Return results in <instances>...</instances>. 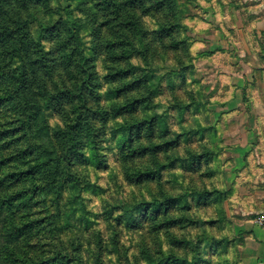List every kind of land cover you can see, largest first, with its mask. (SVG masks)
Listing matches in <instances>:
<instances>
[{
  "label": "trees",
  "instance_id": "trees-1",
  "mask_svg": "<svg viewBox=\"0 0 264 264\" xmlns=\"http://www.w3.org/2000/svg\"><path fill=\"white\" fill-rule=\"evenodd\" d=\"M182 21L176 0H0V168L8 170L0 178V213L48 198L47 185L56 188L50 202L60 208L76 191L127 193L117 209L108 199L102 213L80 207L90 229L86 263L80 252L63 256L58 248L48 258L38 255L37 243L28 240L46 224L14 217L6 264H232L234 239L216 234L228 224L219 207L224 193L205 188L174 195L164 185L168 169L216 176L209 169L215 153L206 147L185 159L178 153L183 142L212 128L171 130L176 112L202 104L176 100L162 111L157 102L163 87L171 81L180 87L192 69ZM168 60L172 71L157 76ZM108 162L114 164L109 190L99 186L100 176L91 181L78 174L108 171ZM60 165L68 169L64 177L54 175ZM196 207L215 208L214 216L201 220ZM100 222L107 239L94 228ZM207 227L209 238L202 236ZM122 231L142 237L132 257L119 242ZM72 245L78 251L82 242L75 237Z\"/></svg>",
  "mask_w": 264,
  "mask_h": 264
},
{
  "label": "rangeland",
  "instance_id": "rangeland-1",
  "mask_svg": "<svg viewBox=\"0 0 264 264\" xmlns=\"http://www.w3.org/2000/svg\"><path fill=\"white\" fill-rule=\"evenodd\" d=\"M176 3L182 13V24L186 28L185 36L188 38L190 53L194 60L191 62L192 69L187 73V80L180 87L178 81L177 84L171 81L168 88L163 87V91L157 93V102L162 104L159 108L162 111L176 100H179L182 106L191 102L202 104L198 110L192 109L190 113L176 112L177 117L173 120L171 130L187 134L194 132L199 126L212 128L202 139L195 136L193 141L183 142L178 153L185 159L190 157L189 154H198L206 147L208 152L215 153L214 162L209 165V169L216 171V176L209 177L202 171L194 173L183 170L184 168L168 169L164 176V185L174 195H182L186 191L191 193L193 189H196L195 191L205 188L220 189L224 195L219 207L223 210L228 224L223 231L216 233L215 230V233L219 235L225 232L234 239L227 255L232 264H256L255 261H251L250 247L247 245V237L250 236L247 228L255 226L252 220L257 215L247 211V208L253 206L247 199V183L253 182L254 173L258 170L263 171L264 167L257 165L253 158L247 163V148H242L240 144L247 139L248 124H251L249 129L258 131L257 138L264 140V115L261 118L258 116L259 111L264 109V0H176ZM171 64V61L161 63L156 69V75L170 73L173 69ZM247 74L254 77L250 95H234L236 84L232 78L237 75L244 79ZM247 109L257 111L255 116L250 117V123L247 122ZM262 118L263 122L260 123L259 119ZM254 119L257 122H254ZM34 141L35 139L31 140ZM26 143H23L25 147L29 145ZM256 150L259 155L264 152V148ZM174 154H171L172 158L175 157ZM108 163L110 166L108 171L94 173L88 171L91 168L87 170L81 168L78 174L83 180L88 174L91 181L100 176L99 186L109 190L111 184L109 177L113 174L114 164ZM6 172L8 170L1 167L0 178ZM68 173L67 167L60 165L54 175L64 177ZM46 188L49 191L48 198L40 195L27 209H23L18 202L15 207L9 210L4 208V212L0 213V258L5 255L7 230L14 217L17 219L24 217L22 221L37 220L46 224L44 232H39L37 236H32L28 240L31 244L37 243L38 255L48 258L53 255L52 251L58 248L63 256L68 254L71 257L72 254L77 255L80 252L82 261L86 263L89 255H92V252L87 250L90 229H87L85 213L81 212L80 207H84L90 214L102 213L104 201L108 199L110 208L117 209L123 205L122 198L127 193L115 194L113 191L110 193L102 190L98 197H93L91 193L79 195L76 191L69 199H63L65 205L61 204L60 208V204L50 202L58 197L56 188H52V185H47ZM153 188L152 191H155L154 186ZM132 189L138 191L135 187ZM51 196L53 197L49 198ZM80 196L83 200L82 205H78ZM47 199L49 200L46 203ZM41 201L43 203H40ZM195 209H199L197 214L201 220L206 221L214 216L215 208ZM94 228L103 231V222L96 224ZM208 228L204 230L206 232H203L205 234L202 236L209 238L207 232L210 234L211 232ZM190 232L196 234V231ZM253 232L261 234L257 229H253ZM44 234L47 239L37 242ZM75 237L82 242L78 251H73L75 247L72 242H75ZM103 238L107 239L104 231ZM141 238L139 234H130L126 231L119 234V242L128 248L127 254L130 257L136 252ZM103 255H107V252H103ZM103 259L107 261L106 257ZM5 261L6 258L2 257L0 263L6 264Z\"/></svg>",
  "mask_w": 264,
  "mask_h": 264
},
{
  "label": "crops",
  "instance_id": "crops-1",
  "mask_svg": "<svg viewBox=\"0 0 264 264\" xmlns=\"http://www.w3.org/2000/svg\"><path fill=\"white\" fill-rule=\"evenodd\" d=\"M232 79L235 80L236 84L234 95H250V87L253 86L251 85V82L254 79L252 74L245 75L244 79H240L237 75ZM245 84L246 86H244ZM256 112L257 111L254 109H247V122L250 123V117L255 116ZM263 115L264 109H261V111L258 113V116L261 118ZM259 121L262 123L263 118L259 119ZM254 122L257 121L254 119ZM250 126L251 124L247 125V139L246 141H242L240 146L242 148H247V163H249V161H251L253 158L257 165H260L261 167L263 165L264 167V152L259 155V152L256 150L257 148H264V140L258 139V131L252 128L249 129L248 127ZM247 199L253 204V206L247 208L249 213L255 215L264 213V170L256 171V173L253 175V182L247 183ZM252 226H249V229L247 228V231L250 232V236L247 237V245L250 247L249 255L251 256V261H255L256 264H264V231L258 229L256 226ZM253 229L259 230L261 234L259 235L258 233H254Z\"/></svg>",
  "mask_w": 264,
  "mask_h": 264
},
{
  "label": "built area",
  "instance_id": "built-area-1",
  "mask_svg": "<svg viewBox=\"0 0 264 264\" xmlns=\"http://www.w3.org/2000/svg\"><path fill=\"white\" fill-rule=\"evenodd\" d=\"M253 224L259 228L260 230L264 231V213L257 214L253 220Z\"/></svg>",
  "mask_w": 264,
  "mask_h": 264
}]
</instances>
